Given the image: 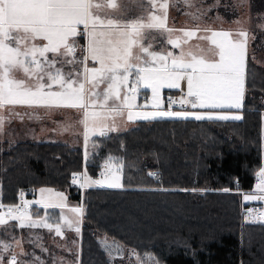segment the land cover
<instances>
[{
  "label": "trees",
  "instance_id": "obj_1",
  "mask_svg": "<svg viewBox=\"0 0 264 264\" xmlns=\"http://www.w3.org/2000/svg\"><path fill=\"white\" fill-rule=\"evenodd\" d=\"M251 8L261 12L264 0H251ZM256 32L247 53L240 120H140L128 130L93 137L88 149L0 140L4 207H15L21 190L30 198L51 188L66 192L82 209L80 231L66 237L73 242L71 255L47 242L48 251L54 250L46 259L41 252L43 264H63L65 257L77 264H124L127 252L149 255V264H264V222L242 201L261 170L264 29ZM83 162L92 176L102 166L119 173L123 187L81 191L70 180ZM34 209L47 218L56 212ZM101 238L122 247L123 256H110ZM29 257L21 255L18 262L32 264Z\"/></svg>",
  "mask_w": 264,
  "mask_h": 264
},
{
  "label": "snow or ice",
  "instance_id": "obj_2",
  "mask_svg": "<svg viewBox=\"0 0 264 264\" xmlns=\"http://www.w3.org/2000/svg\"><path fill=\"white\" fill-rule=\"evenodd\" d=\"M138 2L143 7L144 0ZM146 2L150 6L146 15L130 16L125 0H0V110L7 106L82 109L85 140L89 131H98L101 136L118 131L116 117L125 112L128 122L189 116L196 120H240L239 115L131 110L129 96L121 93L123 88L136 92L135 87H128L133 75L137 84L151 87L157 96L160 88H178L180 81L186 80L187 95L194 98L193 108L239 109L245 90L246 32H238L240 39L235 40L226 31H211L210 37H202L215 45L216 60L198 57L191 50L182 51L179 56L157 52L152 49L158 35L175 29L167 25V3L159 4L158 14L156 0ZM197 30L181 31L191 38ZM81 37L87 38L85 46L79 44ZM168 43L180 47L177 41L168 39ZM133 49L139 51L134 54ZM134 60L140 63H133ZM89 61L94 62L93 66H89ZM4 124L5 118L0 114V133ZM258 180L256 187L261 196L245 195L246 201L264 199V167ZM95 184L105 186L102 181L85 178L81 187ZM106 186L123 187L118 176ZM81 211L73 209L77 214ZM8 216L19 220L21 228L52 227L27 222L26 212L19 207L10 208ZM257 217H264V213H257ZM5 223L4 216H0V225ZM60 231L58 226L56 233L59 235ZM76 231L80 229L77 227ZM115 247L118 253L122 252L119 245ZM11 250V243L0 241V264H5L6 259L7 264H20Z\"/></svg>",
  "mask_w": 264,
  "mask_h": 264
},
{
  "label": "rangeland",
  "instance_id": "obj_3",
  "mask_svg": "<svg viewBox=\"0 0 264 264\" xmlns=\"http://www.w3.org/2000/svg\"><path fill=\"white\" fill-rule=\"evenodd\" d=\"M166 1L164 2L163 0H160V4L167 3L168 5L167 9L172 8L169 6H173V5L175 6V8L172 9L173 10L172 13H170V15H172L175 22L185 21L187 23L196 24L198 27H205L206 24L209 23L215 28H221L222 30H239V29L244 30V28H247L249 32L248 33L246 32L247 33L246 61H247V53L249 51L251 43L257 37L256 30L264 29V9H262L261 12L253 10L251 8V0H188V3H185V0H166ZM254 12H256L257 14H255ZM193 15L198 16L199 18L194 19ZM181 38H182V44L180 48V54L182 51L185 52V50L188 49V46L186 45L189 43V42H184L188 40L184 35L181 36ZM200 40L201 39H198V43ZM170 45H171L170 49L164 52L166 53L171 52L173 54L175 49L172 44ZM176 49L178 48L176 47ZM262 61L264 64V58H262ZM168 62L170 63L171 60L169 59ZM181 82L186 84V86L183 89H181L182 93L185 95V101H186V99L189 98V96L187 95V83H186V80H181L180 84ZM86 87H89V86L86 85ZM128 87H135L136 92L133 94L132 92L128 91V88H123L121 94L122 96L125 94L129 96L130 102L132 103L133 107H136V108L131 109L134 113L136 112L151 113V112H157V111H171L167 109V106H166L167 110L163 109L165 108L164 102H165V99H167L168 97L174 94L177 88H169L167 86L162 87L158 90V96H157L153 94L151 87H146L144 86L143 83L137 84L135 75L129 78ZM103 88L104 86L101 85L100 89H103ZM245 89H246V77H245ZM145 91H148L149 94L146 98L139 99L141 100V102L138 105V98H141V95H143ZM244 94H245V90H244ZM183 97L184 96L180 94L177 98L182 100ZM172 98H174V96L168 98V100ZM147 106L152 107L153 110L148 111ZM242 107H243V101L241 102V108L235 109L233 113H223V112H218V111L204 113V112L197 111L196 108H192L190 104V107L185 111L173 110L172 112H188V113H199V114L211 113L213 115H229V116L239 115L241 116L240 110L242 109ZM14 108H15L14 106H7L4 109L0 110V114H2L5 118L4 129L6 128V126H8L9 123H11L12 129L16 126L17 122L14 123ZM35 111L39 112L38 114H41L40 116H38V121L35 122V123H38L39 125L37 127H34V134L33 136L29 135L28 139L32 137V139L36 138L38 141H42V140L43 141H59L60 143H68L66 140V136L76 133V127L79 124V121H81V119L83 118V112L81 109H79V113L77 116L73 109L65 110V109L53 108V109H47V110L46 109H43V110L36 109ZM28 112L34 113L33 110H29V109L23 110L24 114H27ZM45 112L54 113L57 119H53V123L49 126V129H50L49 135H46L43 138H40V134L38 133V131H40L41 129L40 123H41L42 114H44ZM65 112H70V114H68V116H65ZM25 118H28V117H25ZM165 118H168V117L156 118V119H165ZM189 118H194V117L189 116ZM156 119H148V120H156ZM33 120H35V117H33ZM139 120H143V119H139ZM134 121H138V120H134ZM134 121L132 122L127 121L126 112L123 116L116 117V124L119 129L118 131H125V130L130 129L135 124ZM111 122H112L111 119L107 121V123L109 124ZM23 132L24 134L21 137V139H26L27 138L26 130L24 129ZM5 133H7L5 138H4V130L2 133H0V140H8L10 138L9 141H12V139H14L13 137L11 138V133L8 131V129L7 131H5ZM94 136H100L99 132L97 131L96 134H93L92 131H89L88 139L84 140V143L80 142L79 144V142H76L77 139L75 135L72 140V141L75 140V142H69V144L70 146H73V147L82 146L84 149H88V147L90 146V140ZM80 137L85 138V129H84L83 123L81 127ZM261 141H262L261 142V168H262L264 167V119L262 120V124H261ZM100 168H104V166ZM96 175L97 174H95V176ZM90 176L92 178L95 177L92 175ZM116 176L120 178L119 173L108 170L106 177H103L101 179L98 178L95 181H102L103 184L106 186V184ZM258 183H259V180L257 178V181L252 191L243 194L242 201L244 203H249L250 205H252L253 202H260L261 211L262 213H264V199L257 198V199H249L247 201L245 200V195H251L254 197L261 196V193L256 187ZM96 185L101 186L100 184H95V186ZM78 186H81V181L78 183ZM101 187H104V186H101ZM57 194H62V197ZM37 203L39 205H47V204L67 205L68 198H67L66 193H64L63 191H57V190L50 189V188L38 189L34 197L25 199L24 206L27 205V208L25 209L24 207L23 212H26L27 221L35 222V220L32 218V215H31L32 213L31 205L32 204L37 205ZM73 206L75 207L71 209L65 208V214L61 213L60 216L56 215V213L59 212L58 209H56V212H54L53 215H49L48 213V219L51 221L50 223L54 224L53 228H54L55 234H57L56 228L58 226L60 227V225L58 226L55 225V223H57V221L59 220V217H60V220L65 225V229L67 231L64 236H62V232L60 231V234L59 235L57 234L56 235L57 237H55L53 231L49 229L47 230V233H50L52 235H50L51 238L50 237L47 238L48 239L47 241L54 248H57V250L65 249V252H67V254H70V255L72 253L71 245H73L72 244L73 242L70 241L69 239L66 240V237H68L69 232L72 234V236H76L78 234L76 231V228L77 227L79 228L80 226L81 215H82L81 212L78 214L73 212V209L78 208V206L76 205H73ZM0 212H3V214L6 213L4 210L3 211L0 210ZM36 212L37 211H35L34 213ZM254 218L257 221L264 222V217L254 216ZM5 220L7 222L9 219L5 218ZM25 235L27 236V238L24 236L21 237L22 238L21 243L24 244L23 246L26 247L27 245H30V244L35 245L37 243V246H39L42 251L43 250L47 251V246L44 248L41 245V240H40V238H42L41 233L36 232L33 229L31 230L27 229L25 231ZM8 236H10V233H8ZM101 242H102L103 248L108 252V254L110 255L111 253L110 256H123L124 250L122 247L119 246L122 249V252L118 253L115 247V245L117 244L107 241L105 238H101ZM53 250H54L53 248L50 249V251H53ZM16 252L18 251L16 250ZM49 256H52V255H49ZM123 257L125 258L124 264H149V261H150L149 255H144L142 257H139L138 255L133 254L131 252H127L126 255H124ZM36 262L39 264H43L44 261L38 258ZM51 263H54V261L52 260ZM63 264H77V263H75L71 259V257L69 258L65 257V263L63 262Z\"/></svg>",
  "mask_w": 264,
  "mask_h": 264
},
{
  "label": "crops",
  "instance_id": "obj_4",
  "mask_svg": "<svg viewBox=\"0 0 264 264\" xmlns=\"http://www.w3.org/2000/svg\"><path fill=\"white\" fill-rule=\"evenodd\" d=\"M157 2V12L158 14H161L160 13V10H159V4H160V0H156ZM164 2L166 0H163ZM125 2L127 3L128 5V8H129V12H128V15L130 16H139L141 14H144L146 15L147 14V10L150 8V6L147 4L146 0H144V3H143V7H141V4L138 2V0H125ZM167 2V1H166ZM169 7H172V8H168L167 9V25L169 28H172V29H175V31L171 32V33H167L165 32L163 35H158L157 39L153 42L154 44V47L152 50L154 51H157V52H162V53H166L164 51L170 49L171 45L168 43V39H171L173 41H177L179 44H180V47H177L179 49H176V47H174L175 51L173 53V56H179L180 55V48H181V44H182V38L181 36L184 35V32L181 31V30H196V29H199L196 31V35L191 37V38H187L188 40L187 41H184V42H189L186 46H188V49L185 50V52L191 50L193 53H195L198 57H205L207 60L211 61V60H216L218 59V56L214 55L216 49H215V45L212 44L211 40L210 39H206V38H202V37H210L211 36V31H226V32H229L231 33V39H240L239 36H237L236 34L240 31H244V32H249L247 30V28H244V30H222L221 28H215L214 26L210 25L209 23L206 24L205 27H198L196 24H191V23H187L185 21H178V22H175L172 15H170V13H172V9L175 8V6H169ZM80 28L82 29L83 26H80ZM205 29H208L209 31H204ZM198 39H201L198 43ZM87 43V38L86 37H81L79 38V44L81 46H85ZM173 48V47H172ZM134 51V54L136 52H138L139 50L138 49H133ZM171 60V58H169ZM260 62L261 60L258 59ZM89 66H93L94 62L92 61H89ZM133 63H140L139 61H133ZM96 67H99L98 64H95ZM104 86V85H103ZM186 86L185 83L181 82L180 84V87H178L174 94L171 95L170 97H178L180 94L184 96L185 98V95L182 93V90L184 87ZM102 90V89H101ZM145 94V95H144ZM143 95H141V98H138V105L140 104L141 100L139 99H142V98H146L149 94L148 91H145ZM168 97V98H170ZM167 99H165V102H164V106L165 108L163 109H166V102H167ZM194 98L193 97H189L186 99L187 102H189V104H191V101L193 100ZM243 99H244V95H243ZM242 99V101H243ZM14 113L15 114H18V115H15L14 114V123H16V126L12 129L11 128V123L8 124V126H6V128L4 129V138L6 137L7 133H5V131H8L11 133V138L13 137L14 139H12L13 142H18V141H38L36 138L35 139H32V137L30 139H28V136L31 135L33 136L34 134V127H37L39 124L38 123H35L36 121H38V116H40L41 114H38L39 112H36L35 110L36 109H49V108H44V107H26V106H14ZM192 107V106H191ZM132 108H136V107H132ZM193 108V107H192ZM17 109V110H16ZM24 109H29V110H33L34 113H31V112H28L27 114H24L23 113V110ZM53 109V108H51ZM59 109H65V110H70V109H73L74 112L76 113V116L78 115L79 113V108H59ZM147 109L148 111L150 110H153L152 107L150 106H147ZM82 110V109H81ZM167 110V109H166ZM197 111L199 112H204V113H208V112H223V113H233L235 109H207V108H196ZM83 112V110H82ZM68 114H70V112H65V116H68ZM25 117H28V118H25ZM33 117H35V120H33ZM53 119H57V117L54 115V113L52 112H45L44 114H42V118H41V129L40 131H38V133L40 134V138H43L44 136L46 135H49L50 133V129H49V126L53 123ZM63 119V118H62ZM65 119V118H64ZM191 119H194V118H191ZM83 120V118L81 119V121ZM79 121V124L77 125L76 127V133H73L69 136H66V140L68 143L66 144H69V142H75L72 141L73 140V137L76 135V139L77 141L76 142H83L84 143V140L85 138L83 137H80V134H81V127H82V122ZM140 121V120H138ZM141 121H145V120H141ZM136 122V121H134ZM26 130V135H27V138L26 139H21V137L23 136L24 132L23 130ZM29 130V131H28ZM9 134V133H8ZM19 136V137H18ZM95 137V136H94ZM10 140V138L8 139ZM43 141V140H42ZM45 142H59V141H45ZM70 145V144H69ZM101 169V168H100ZM106 172H108V170L106 169ZM83 176H82V175ZM80 180H78L79 182L81 181V184H84L85 183V178H87L89 181H95L96 179H98L97 177L96 178H92L89 173L87 172V168L85 166V163L83 162L82 164V170L80 172ZM106 177V176H105ZM101 179V178H100ZM78 182V183H79ZM89 185H85L84 187H88ZM92 187H101V186H95V185H91ZM80 188V186H78ZM106 187V186H104ZM51 189V188H50ZM55 190V189H54ZM80 190L82 191L83 189L80 188ZM57 191H60V190H57ZM64 192V191H63ZM66 193V192H64ZM34 197L36 195V192L34 194H32ZM67 195V193H66ZM67 198H68V195H67ZM1 203V201H0ZM50 204H47V205H39L37 203V205H31L32 206H35L37 207V209L39 208H55V209H58V213H56L57 216H60L61 213L62 214H65V208L67 209H71V208H74L75 206L72 205L71 201L68 199V203L67 205H57V207H50L49 206ZM78 206V205H76ZM14 209V207H4L2 205V207H0V210L1 211H5L6 213L3 214V212H0V216H4V218H8L9 220L3 224V225H0V241H5V242H8V243H11L12 244V253H14L16 256H17V259H19V256L21 255H24V254H27V255H30V259L28 260V262L32 263V264H36V260L39 258L41 252L44 254V259H46L48 257V255H53V252L52 251H42L41 248L39 246H37V243L35 245L33 244H30V245H27L26 247L23 246L24 244L21 243L22 241V236L26 237L27 236L25 235V231L28 229V230H31L33 229L34 231L36 232H39L42 234V238H40L41 240V245L45 248L47 246V238H51L50 233H47V230H49L48 227H43V226H37V227H23V230L24 231H20L22 230V228L19 226L20 222H14L10 216H8V210L9 209ZM78 208L81 209V207L78 206ZM35 211H39V210H33L31 215H32V218L35 220V223L37 225H42V224H49L51 225V229L54 233V224H51L50 220L46 217L45 214H41L40 211L39 213L36 212L34 213ZM15 214V213H13ZM8 222H12V225L14 226L15 229L18 230V232L16 234H13L11 232H14L13 229L10 228V226H7L8 224H11V223H8ZM27 222H30V221H27ZM55 225H60V230L62 232V236L66 234V229H65V225L63 224V222L60 220V217H59V220L57 221V223H55ZM8 233H10V236H8ZM57 234L54 233V236H56ZM15 238V239H13ZM16 241H19V244L16 243ZM37 241V240H36ZM35 247H38L40 249V253H38L37 250H34ZM16 250L18 252H16ZM7 255L8 254H5L6 258H7ZM49 258H52V256H50ZM44 261V260H43ZM5 264H7V259L5 260Z\"/></svg>",
  "mask_w": 264,
  "mask_h": 264
},
{
  "label": "built area",
  "instance_id": "obj_5",
  "mask_svg": "<svg viewBox=\"0 0 264 264\" xmlns=\"http://www.w3.org/2000/svg\"><path fill=\"white\" fill-rule=\"evenodd\" d=\"M167 109L168 110H180V111H185L190 107L189 102L185 101V98L183 97V99H178L177 97H174L170 100L167 101L166 103ZM107 175L106 169L104 170V168H101L97 171V178H103ZM75 179V183H73V180ZM78 180H80V175H73L71 177V183L75 186H78ZM81 189H84V187H81ZM18 204L14 207V209H16L17 207H19L20 211L23 212L24 211V202L25 199L28 198V192L26 190H21L18 193ZM247 211H249L250 213H253V215L255 217H257V213H262L261 211V206L259 203H253L252 205H250L249 208H247ZM15 213V212H14ZM17 214V213H15Z\"/></svg>",
  "mask_w": 264,
  "mask_h": 264
},
{
  "label": "bare ground",
  "instance_id": "obj_6",
  "mask_svg": "<svg viewBox=\"0 0 264 264\" xmlns=\"http://www.w3.org/2000/svg\"><path fill=\"white\" fill-rule=\"evenodd\" d=\"M71 181V180H70ZM75 186V185H74ZM204 250V249H203Z\"/></svg>",
  "mask_w": 264,
  "mask_h": 264
}]
</instances>
